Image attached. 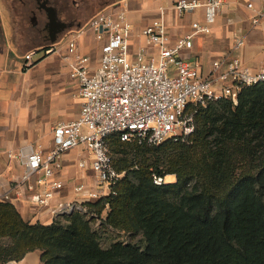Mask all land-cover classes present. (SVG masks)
I'll return each mask as SVG.
<instances>
[{"label":"trees","instance_id":"16d2710c","mask_svg":"<svg viewBox=\"0 0 264 264\" xmlns=\"http://www.w3.org/2000/svg\"><path fill=\"white\" fill-rule=\"evenodd\" d=\"M195 124L189 142L109 138L124 177L114 195L85 205L99 216L109 209L104 228L142 233L141 243L104 248L84 213L46 225L0 201V264L36 250L44 264H264V84L236 104L201 107ZM153 173L175 182L156 186Z\"/></svg>","mask_w":264,"mask_h":264},{"label":"built area","instance_id":"2783aa9c","mask_svg":"<svg viewBox=\"0 0 264 264\" xmlns=\"http://www.w3.org/2000/svg\"><path fill=\"white\" fill-rule=\"evenodd\" d=\"M224 5L225 0H177L174 10L182 16L203 8L207 22H211ZM128 11V1L124 0L94 16L81 31H93L96 40L103 42L99 64L93 70L90 57L78 50L75 39L67 43L66 52L45 48L46 53L60 56L67 64L83 104L78 119L54 128L49 153L32 146L6 152L23 168L17 191L28 192L30 205L50 215L48 223L38 221L42 224H64L67 217L79 212L97 228L102 225L103 215L89 212L85 204L114 195L124 177L110 154L111 136L149 146L168 139L189 142L201 107L222 100L236 104L245 88L264 84V70L254 71L238 57L213 62L208 75L202 74L200 62L192 65L182 58L184 50L193 48L194 38L211 33L208 24L194 22L188 34L173 41L164 10L160 19L141 32L134 31ZM143 40L145 45H141ZM244 44L239 39L235 48ZM35 54L31 51L25 55L24 69L35 65ZM74 149L85 154L77 168L90 174L73 185L74 198L56 200L68 186L60 177L64 155ZM168 177L153 173V182L164 186Z\"/></svg>","mask_w":264,"mask_h":264},{"label":"crops","instance_id":"0c3cea01","mask_svg":"<svg viewBox=\"0 0 264 264\" xmlns=\"http://www.w3.org/2000/svg\"><path fill=\"white\" fill-rule=\"evenodd\" d=\"M127 1L129 20L136 32L160 19L163 10L173 41L188 34L194 22L208 24L211 33L194 38L193 48L184 50L181 55L192 65L200 62L202 74H209L213 62L232 57H238L254 71L264 70V0H225L221 12L211 22H207L203 8L178 16L174 10L177 0ZM250 3L252 8L248 7ZM2 12L7 14L0 3V201L14 204L26 221L48 223L50 215L46 211L38 212L30 205L29 193L20 194L15 188L23 168L9 159L6 152L32 146L45 154L49 153L53 148L54 128L59 123L78 119L83 99L78 94L77 82L70 78L68 66L62 58L54 53H46L45 48L24 50L16 44L10 35L14 28L10 22L8 28L3 23ZM84 29L86 25L67 33L52 48L66 52L67 43L75 39L78 50L90 57L93 70L99 64L103 42L96 40L93 31L81 34ZM66 36L69 38L64 40ZM239 39L244 40L245 44L236 49ZM145 44L144 40L141 41V45ZM31 51L43 53L37 59L34 58L35 54V65L24 69L25 55ZM82 157L85 154L80 149L64 155L60 177L68 186L56 200L74 198L73 185L90 174L77 168ZM41 254L40 250L32 251L22 260L6 264H44Z\"/></svg>","mask_w":264,"mask_h":264},{"label":"flooded vegetation","instance_id":"af4514ba","mask_svg":"<svg viewBox=\"0 0 264 264\" xmlns=\"http://www.w3.org/2000/svg\"><path fill=\"white\" fill-rule=\"evenodd\" d=\"M19 11L10 14V26L23 32L19 42L30 47L47 48L53 40L81 28L89 10H107L115 0H18Z\"/></svg>","mask_w":264,"mask_h":264},{"label":"rangeland","instance_id":"374dc122","mask_svg":"<svg viewBox=\"0 0 264 264\" xmlns=\"http://www.w3.org/2000/svg\"><path fill=\"white\" fill-rule=\"evenodd\" d=\"M117 1V4L114 5L113 7H116L118 6L119 3H121L122 1L124 0H115ZM0 3L3 4L4 8L7 9L8 11L10 10V12L12 14H16L18 11H19V8H18V0H0ZM2 6V5H1ZM105 9V8H104ZM104 9H98L97 11H94V10H89L86 14L88 20L86 21V24L96 15H98L99 13L103 12V11H106ZM8 16H10V14L7 12ZM6 13L2 12V21L3 23L7 26L8 28V25H9V22H10V17L7 16ZM85 24V25H86ZM11 30V28H10ZM23 32H21V29L20 30H16V28L14 27V29L11 31V37L12 39L14 40V42L16 44H19L22 46V48L25 50V49H31V50H37L39 49L38 47H30L28 45H22L19 40H20V36ZM73 36V35H71ZM69 38V36H66L64 40H67ZM59 41V40H58ZM50 48L53 47V45L49 46ZM48 47V48H49ZM43 53V51H40L39 53H37L34 58L37 59L40 57V55ZM157 64V62L155 63ZM175 182V177L173 176H170L168 177V183H173ZM108 190V189H107ZM88 209V208H87ZM89 211V209H88ZM109 212V209H107L105 211V213H103V219L105 220L107 218V214ZM87 216V215H86ZM87 218V217H86ZM88 221H90L88 218H87ZM103 220V221H104ZM91 222V225H92V228L99 233V235H102V239H101V245L104 247V248H108L111 244L115 243V242H126V241H133V242H140L142 241L143 239V234L140 233V234H134V233H126V232H121V231H118V230H113L112 228L106 230L104 228V225H103V222H102V225H100V227H96V223L94 221H90ZM68 224V221L65 220L64 221V225H67ZM135 235V236H133ZM133 237V238H132ZM1 240V239H0Z\"/></svg>","mask_w":264,"mask_h":264},{"label":"water","instance_id":"95a60500","mask_svg":"<svg viewBox=\"0 0 264 264\" xmlns=\"http://www.w3.org/2000/svg\"><path fill=\"white\" fill-rule=\"evenodd\" d=\"M57 41L56 40H53V43L55 44Z\"/></svg>","mask_w":264,"mask_h":264}]
</instances>
